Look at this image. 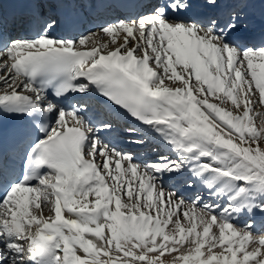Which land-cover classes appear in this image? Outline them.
<instances>
[{"label":"snow or ice","instance_id":"6c2138e0","mask_svg":"<svg viewBox=\"0 0 264 264\" xmlns=\"http://www.w3.org/2000/svg\"><path fill=\"white\" fill-rule=\"evenodd\" d=\"M0 73V264H264V0H0Z\"/></svg>","mask_w":264,"mask_h":264},{"label":"rangeland","instance_id":"374dc122","mask_svg":"<svg viewBox=\"0 0 264 264\" xmlns=\"http://www.w3.org/2000/svg\"><path fill=\"white\" fill-rule=\"evenodd\" d=\"M105 39H107L105 37ZM2 74V73H0ZM167 84L168 81L166 80ZM264 111V109H259ZM259 120H257V126H259ZM137 126V125H136ZM128 127L134 126H126L125 124H116V131L112 133L108 139L115 144L118 148L124 150L125 152L131 153L138 161L140 162H148L154 161L159 154L158 152H154L152 149L156 146V142L151 138H146V142L143 145H137L132 143L131 141L140 138L139 134H130L125 131ZM49 213L46 211L45 215ZM257 226L258 228L264 224V218L257 216Z\"/></svg>","mask_w":264,"mask_h":264},{"label":"bare ground","instance_id":"6f19581e","mask_svg":"<svg viewBox=\"0 0 264 264\" xmlns=\"http://www.w3.org/2000/svg\"><path fill=\"white\" fill-rule=\"evenodd\" d=\"M126 122H128L130 124H133V121H131L130 119L128 121H126Z\"/></svg>","mask_w":264,"mask_h":264}]
</instances>
